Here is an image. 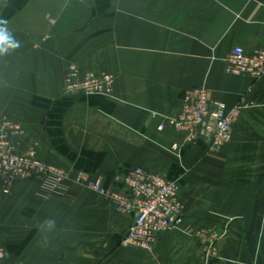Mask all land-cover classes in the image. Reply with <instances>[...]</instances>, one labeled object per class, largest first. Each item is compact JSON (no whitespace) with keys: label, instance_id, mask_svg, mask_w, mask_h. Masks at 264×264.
Here are the masks:
<instances>
[{"label":"crops","instance_id":"1","mask_svg":"<svg viewBox=\"0 0 264 264\" xmlns=\"http://www.w3.org/2000/svg\"><path fill=\"white\" fill-rule=\"evenodd\" d=\"M0 20L19 43L0 55V121L22 127L20 150L106 189L142 168L177 182L184 207L147 252L122 245L134 215L99 193L68 182L43 197L26 181L6 196L0 180V264H264V77L225 64L264 47V0H0ZM70 65L115 75L113 93L66 95ZM197 88L240 107L220 153L159 130ZM204 228L224 233L217 257Z\"/></svg>","mask_w":264,"mask_h":264},{"label":"built area","instance_id":"2","mask_svg":"<svg viewBox=\"0 0 264 264\" xmlns=\"http://www.w3.org/2000/svg\"><path fill=\"white\" fill-rule=\"evenodd\" d=\"M226 72L231 76H247L252 79L264 77V47L247 52L236 47L225 60ZM116 76L109 73L83 71L76 65L67 68L64 93L68 96L111 95ZM240 115V107L227 108L210 99L205 88H197L185 94L183 108L179 115L159 126L166 125L186 136L187 146L205 141L212 135L208 149L219 151L232 139L233 127ZM206 125V127H204ZM23 134L19 124L9 120L0 121V180L4 195L10 196L18 182L37 181L43 197L67 190L68 182L99 193L109 199L118 212L134 215L122 245L150 252L159 237L180 222L183 205L179 200V184L148 172L134 169L118 176L120 190L106 189L100 181L83 171H77L72 178L70 172L44 163L35 148L20 150L16 139ZM177 218L176 223L173 219ZM214 249V245H210ZM8 253L0 247V263Z\"/></svg>","mask_w":264,"mask_h":264},{"label":"rangeland","instance_id":"3","mask_svg":"<svg viewBox=\"0 0 264 264\" xmlns=\"http://www.w3.org/2000/svg\"><path fill=\"white\" fill-rule=\"evenodd\" d=\"M222 150V149H221ZM210 151L208 149L209 153H220V151ZM184 211V209H183ZM183 216V212L181 214V217ZM198 237L201 238L204 241V253L208 256V257H217L218 256V250L216 248V244L222 239V237L224 236V233H219L216 231H210L209 229H202L197 231ZM214 245V249L210 248V245ZM3 249H5L4 247H1ZM6 250V249H5ZM7 251V250H6ZM4 262V261H3ZM1 262V263H3Z\"/></svg>","mask_w":264,"mask_h":264},{"label":"clouds","instance_id":"4","mask_svg":"<svg viewBox=\"0 0 264 264\" xmlns=\"http://www.w3.org/2000/svg\"><path fill=\"white\" fill-rule=\"evenodd\" d=\"M7 21L0 20V55L5 54L8 49H15L19 47V43L14 41L6 28ZM49 223H51L49 221Z\"/></svg>","mask_w":264,"mask_h":264},{"label":"water","instance_id":"5","mask_svg":"<svg viewBox=\"0 0 264 264\" xmlns=\"http://www.w3.org/2000/svg\"><path fill=\"white\" fill-rule=\"evenodd\" d=\"M204 127H206V125H204ZM211 138H212V135H210V134L207 135L206 136V142L210 143ZM176 221H177V218L173 219V223H176Z\"/></svg>","mask_w":264,"mask_h":264}]
</instances>
